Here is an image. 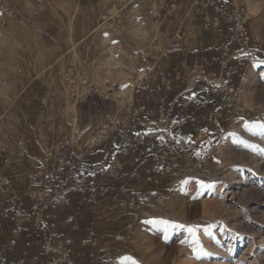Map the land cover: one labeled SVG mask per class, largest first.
Returning a JSON list of instances; mask_svg holds the SVG:
<instances>
[{"label": "rangeland", "instance_id": "rangeland-1", "mask_svg": "<svg viewBox=\"0 0 264 264\" xmlns=\"http://www.w3.org/2000/svg\"><path fill=\"white\" fill-rule=\"evenodd\" d=\"M200 66L214 74L213 98L200 104L217 127L175 138L159 182L137 187L128 228L109 209L107 230H95L92 217L88 264L126 256L137 264H264V0H0V217L11 187L28 193L32 171L59 161L68 170L65 160L89 154L106 121L120 120L140 95L172 104L200 92ZM66 73L120 88L94 109L69 99ZM160 106L171 124L176 105L160 103L155 114ZM245 121L254 123L245 129ZM160 220L186 227L165 236L163 225L148 223Z\"/></svg>", "mask_w": 264, "mask_h": 264}, {"label": "built area", "instance_id": "built-area-1", "mask_svg": "<svg viewBox=\"0 0 264 264\" xmlns=\"http://www.w3.org/2000/svg\"><path fill=\"white\" fill-rule=\"evenodd\" d=\"M226 52L227 49L224 50L223 56H226ZM229 59L230 57H227L220 64L221 69H225L221 76H224L227 81L230 79ZM241 60V58H236L234 62L238 66H244L245 62ZM200 69L198 78L205 80L206 88L216 84L213 79L214 74L206 73L203 66H200ZM62 83L68 97L78 104L91 100L106 101L115 87L120 88V85L112 83L109 79L97 84L84 76L69 73L63 76ZM209 91L212 92V88ZM224 91L225 94L230 93V88L224 87ZM139 92V89L135 90V93ZM177 100L182 105L186 103V97L183 94L179 95ZM158 108L156 116L149 125L153 126L160 135H156V132L147 135H140L136 132L135 128L139 121L148 122L140 118L148 112V108L143 106L132 107L129 111L128 122L132 126L128 135L119 131L124 127L120 120L107 121L104 132L101 133L102 137L96 142L97 144L92 145L98 146L105 143L107 148H119L122 144L125 145L114 158L105 154V160L97 165L96 170L102 172L121 170L122 163L129 154H142L143 147L148 146L150 140L154 139L156 146L160 147L151 155L147 166L148 172L145 173L144 178L146 183L157 184L166 170L165 164L167 165V161L173 157L176 146V139L170 134V124L165 110L162 106ZM208 119L212 120L217 127L212 114L208 115ZM112 135L114 139L110 142ZM109 159L112 161L110 162ZM33 177L39 180V189L31 191L26 196V201L18 207L5 208L1 214V219L6 226L13 224L11 238L8 241L9 250L16 247L19 236L25 232L27 227L28 232H35L38 236L39 252L31 264H75L78 254L88 255L91 244L90 239H84L82 232L76 228V215L83 213L80 207L93 202L92 193L86 186L91 178L81 171L65 173L62 164L52 165L49 171L43 168L35 172ZM57 218H61L60 223Z\"/></svg>", "mask_w": 264, "mask_h": 264}, {"label": "crops", "instance_id": "crops-1", "mask_svg": "<svg viewBox=\"0 0 264 264\" xmlns=\"http://www.w3.org/2000/svg\"><path fill=\"white\" fill-rule=\"evenodd\" d=\"M223 73V71H222ZM223 79V78H222ZM200 92L191 93L187 92L185 94L186 103L182 105L177 102H172L170 100L159 99L152 94H142L137 97V102L135 106H143L144 108L151 107L152 113H145L141 119H148V122L137 123L135 128L136 132L140 135H147L153 133L149 131L152 126H147L151 123V119L156 116L155 109L160 104L163 103L166 110L170 105H176L175 118H172V123L170 124V134L173 138L182 139L183 137H189L191 134H195L197 129L209 128L210 130L215 129V125L212 120L208 119L206 109H204L202 101L209 100L213 98L212 94L208 88L204 87L201 82L198 83ZM215 91L217 87L214 86ZM144 92V90H143ZM153 100V101H152ZM199 100V102H198ZM211 100V99H210ZM214 103V101H213ZM88 104L93 105L94 109L99 106V102L95 100L88 101ZM86 104H84L85 106ZM175 107V106H173ZM202 109V110H201ZM172 111V108L170 109ZM189 110L191 112H189ZM129 111L126 115H121L120 121L123 123L122 128L119 129L121 133L125 135L130 134V127L132 126L128 122ZM154 113V115H153ZM201 116V117H199ZM110 116H105L108 119ZM215 118V117H214ZM110 119V118H109ZM193 119V121H190ZM119 120V119H118ZM143 120V121H144ZM107 122V121H106ZM156 135H160L159 133ZM114 139L112 135L110 142ZM178 142V140H177ZM125 144H122L119 148H107L105 143L98 146H91V151L87 152L86 156L83 154L77 155L72 159L65 160L70 167L68 170L64 168L65 173L73 172H85L90 176L91 181L88 183L90 192L93 196V202L90 205L81 206L83 213L76 215V228L80 230L84 235V239H91V231L89 224L93 220L92 217L95 216L97 211V206L109 209L112 213L116 214L115 218L120 220V225L122 229L128 228L131 222V215L135 214V202L142 197V191L137 189L141 187V181L145 182L144 176L149 164L151 155L158 150L160 146H156V140H150L148 146L143 147L142 154L131 153L128 158L122 163L121 170H112L102 172L101 170H96L97 165L105 160V154H109L110 157H116V155L124 148ZM177 147V144L175 148ZM112 155V156H111ZM111 162L112 159H109ZM58 164L64 165V162ZM66 164V165H67ZM166 166V164H165ZM16 170V164L12 168L8 169L10 175ZM35 170L32 171L29 178V187L31 188L28 193L17 192L13 187L4 195L5 197V208L10 206L18 207L20 204L26 201V196L31 192L39 189V180L33 177ZM86 184V183H85ZM145 185L147 183L145 182ZM85 207V208H84ZM94 218V217H93ZM58 223L61 222V218H57ZM1 226L4 228V245H0V264H31L35 258L38 256L39 246L38 236L35 232H28L27 227L25 232L21 234L18 238L17 245L14 249L9 250L8 241L11 238L13 224L6 226L0 217ZM88 258L84 254H78L75 258V264H88Z\"/></svg>", "mask_w": 264, "mask_h": 264}, {"label": "snow or ice", "instance_id": "snow-or-ice-1", "mask_svg": "<svg viewBox=\"0 0 264 264\" xmlns=\"http://www.w3.org/2000/svg\"><path fill=\"white\" fill-rule=\"evenodd\" d=\"M254 122H248L245 121L244 123V127L245 129H248L250 126H252ZM259 127L261 128L262 131H264V123L259 124ZM185 183H187V181H185ZM198 183H202V182H198ZM148 223H158L160 225L164 226V232H165V236H167V231L169 228H185V225L182 224H176L167 220H160V221H148ZM187 230L188 232L192 233L193 235V240L195 241V243L198 245L199 241L196 239V235H195V231L193 229V227L191 226H187ZM199 249L198 247H194L193 248V253L195 254ZM125 261H130L131 264H137V262L132 258V257H122L121 258V264H124Z\"/></svg>", "mask_w": 264, "mask_h": 264}, {"label": "bare ground", "instance_id": "bare-ground-1", "mask_svg": "<svg viewBox=\"0 0 264 264\" xmlns=\"http://www.w3.org/2000/svg\"><path fill=\"white\" fill-rule=\"evenodd\" d=\"M101 26V23L100 24H98V25H96L93 29H91L90 31H88V33H87V35H91L92 33H94L95 31H97V29L99 28ZM84 38H85V36H84ZM95 82V81H94ZM122 87V86H121ZM64 90H65V88H64ZM120 90H122V89H120ZM120 90L118 91L119 93H120V95L121 94H123L124 95V92H125V90L123 89V91L122 92H120ZM66 92V91H65ZM116 92V91H115ZM130 93V92H129ZM123 95H122V97H123ZM117 96H119L118 94H117ZM70 99V98H69ZM72 101V100H71ZM53 142V141H52ZM230 174V173H229ZM216 175V174H215ZM233 176V175H232ZM235 177V176H234ZM233 177V178H234ZM212 178V177H211ZM214 178V177H213ZM217 178V177H216ZM228 180L230 181V177L228 178ZM233 180V179H232ZM223 183V182H222ZM228 184H230V183H228L227 182V184H225V185H228ZM229 194V193H228ZM107 211H106V209L105 208H98V210H97V212H96V216H95V222H94V229L96 230V229H103V230H107L108 229V224H109V219H108V217H107ZM218 220V219H217ZM213 221H215V218H207V220H206V222H209V223H212ZM223 224H225L226 225V220L224 219V218H222L221 220H220ZM259 257V256H258ZM257 259V258H256ZM260 259V258H259ZM257 262V261H256Z\"/></svg>", "mask_w": 264, "mask_h": 264}]
</instances>
